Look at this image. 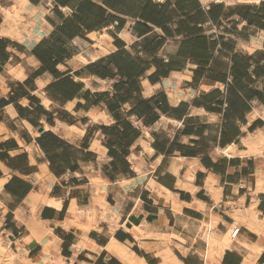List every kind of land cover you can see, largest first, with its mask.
<instances>
[{"label":"crops","instance_id":"obj_1","mask_svg":"<svg viewBox=\"0 0 264 264\" xmlns=\"http://www.w3.org/2000/svg\"><path fill=\"white\" fill-rule=\"evenodd\" d=\"M0 226L14 264H264V0H0Z\"/></svg>","mask_w":264,"mask_h":264},{"label":"bare ground","instance_id":"obj_2","mask_svg":"<svg viewBox=\"0 0 264 264\" xmlns=\"http://www.w3.org/2000/svg\"><path fill=\"white\" fill-rule=\"evenodd\" d=\"M239 1L242 2L244 0H239ZM249 1L257 2V3L259 2V0H247V2H249ZM3 13H4V15H5L7 20H10V19H13V18L17 17V16L13 17L14 14L11 13V11H8V10H5V9H3ZM9 245H10L9 242L6 243V241H4L3 238H0V264H14L15 263V255L10 251V246Z\"/></svg>","mask_w":264,"mask_h":264},{"label":"rangeland","instance_id":"obj_3","mask_svg":"<svg viewBox=\"0 0 264 264\" xmlns=\"http://www.w3.org/2000/svg\"><path fill=\"white\" fill-rule=\"evenodd\" d=\"M18 19V21H20L21 19H19V18H17ZM8 236H7V234L3 231V228L0 226V238H3L4 239V241H7V238Z\"/></svg>","mask_w":264,"mask_h":264},{"label":"built area","instance_id":"obj_4","mask_svg":"<svg viewBox=\"0 0 264 264\" xmlns=\"http://www.w3.org/2000/svg\"><path fill=\"white\" fill-rule=\"evenodd\" d=\"M239 232H240V228L234 229L233 232L231 233V238L235 239L239 234Z\"/></svg>","mask_w":264,"mask_h":264}]
</instances>
